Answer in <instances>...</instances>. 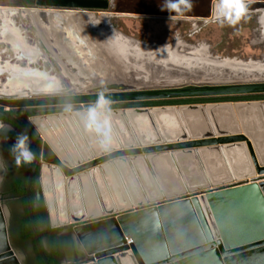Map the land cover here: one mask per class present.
Returning <instances> with one entry per match:
<instances>
[{
	"label": "water",
	"instance_id": "1",
	"mask_svg": "<svg viewBox=\"0 0 264 264\" xmlns=\"http://www.w3.org/2000/svg\"><path fill=\"white\" fill-rule=\"evenodd\" d=\"M28 4L11 9L36 28L58 63L56 74L70 88L48 94L0 92V122L26 130L37 153L25 198L44 264L49 262L34 200L44 208L50 228L72 226L78 258L92 264H264V99L111 108L113 144L107 139L103 147L84 129L77 113L85 109L22 121L1 109L94 103L101 89L111 102L256 95L264 94V77H215L219 69L212 65L210 76L167 82L158 73L150 82L141 76L145 62L162 59V46L177 39L145 43L124 34L111 23L114 0ZM257 12L264 13V1H250L248 14ZM156 17L187 20L194 29L213 21ZM102 20L153 50L143 53L113 41ZM23 259L12 245L9 210L0 196V264H24Z\"/></svg>",
	"mask_w": 264,
	"mask_h": 264
},
{
	"label": "rangeland",
	"instance_id": "2",
	"mask_svg": "<svg viewBox=\"0 0 264 264\" xmlns=\"http://www.w3.org/2000/svg\"><path fill=\"white\" fill-rule=\"evenodd\" d=\"M29 1L30 0H0V3L7 8H20L23 6H30L28 4ZM114 1V8L109 11L115 14L111 18V23L124 34L141 42L162 43L174 42L177 39V42L183 41L188 46L193 47L206 43L214 56H219L221 58L231 57L236 60L243 59L241 61L250 59L255 61L264 60V13L262 12L250 13L246 20H242L236 25L229 26L225 23L222 26L220 23L212 21L205 25L198 24L197 28L194 29L195 25L190 21H175L156 16L187 18L211 17L210 9L213 0H192V10L179 16L175 13H169L166 9L162 8L165 0ZM97 14H100V12ZM2 16H0V20H6V25L9 23L19 24L23 32L14 30L10 24L7 26L5 25V27L1 23L0 91L12 93L20 90H28V88L25 89L22 87H31L32 85L34 89L38 90L45 78H56L59 75L56 74L57 71H59L58 63L53 59L52 53L45 47L42 40L35 36V27L29 25L25 20H22V18L20 19V17L11 19L10 17ZM191 32L194 33V36H191ZM8 33H12L14 36L11 37ZM41 73L47 76L45 77ZM66 86L68 85L66 84ZM67 88H69V86ZM184 98L185 100L194 102L202 101L203 103H207L210 101L215 102V100H251L255 99L256 95L193 96L176 99L182 100ZM172 100L175 99L133 101V103L155 106L158 105V103H170ZM111 106L116 107L117 105L111 104ZM74 107L76 106L72 105V108ZM81 107L87 108L88 105L81 104ZM35 108H41L42 110L48 107ZM24 110L26 111L28 109L24 108ZM0 196L2 205H5L9 210V219L11 209L16 212L23 211L24 207L21 199L8 194V189L4 186V183H1ZM10 238L13 247L24 254L23 263L25 264L26 253L30 252V243L21 242L15 234L10 235Z\"/></svg>",
	"mask_w": 264,
	"mask_h": 264
},
{
	"label": "bare ground",
	"instance_id": "3",
	"mask_svg": "<svg viewBox=\"0 0 264 264\" xmlns=\"http://www.w3.org/2000/svg\"><path fill=\"white\" fill-rule=\"evenodd\" d=\"M4 8H7V7H4V5L0 3V9H1L0 16L4 15L6 17H10L11 19L19 17L17 9H11V8L4 9ZM24 16L27 17V14L24 13ZM1 23L5 26L6 20H0V28L2 26ZM102 23L103 25L107 26V28L109 29V32L113 36V39H112L113 41L118 40L119 43L120 42L126 43L129 46H132L136 51H140L143 53L148 52L146 50H148L149 48H151L149 51L153 50L152 48L154 47L152 46L146 47L131 39H127L121 36L117 31L114 32L111 26L109 25L108 20H102ZM9 24L12 26L14 30L23 32V29L19 24H16V23H9ZM8 34H10L11 37L14 36V34L12 33H8ZM162 47L163 49L166 48V52H164V50L161 49L164 52L162 53L163 54L161 57L162 59L154 60L152 61L150 65H147L145 62V65L143 66L145 70H144L143 75H141L143 79L148 80L150 82L157 81L156 76L158 75V73H163L164 75L161 77H163L162 79L167 80V82H175V81L184 80V79L185 80L186 79H198L199 77L202 76L201 74L203 73L206 76L212 75L211 73H209L212 65L215 67H218L215 69H219L215 77H223L226 79H230L233 77H236V78H239V77L249 78L250 77L252 79H259V77L260 78L264 77V63H262L261 61L256 63L254 61L246 62V61L236 60L235 58L234 59H229V58L220 59L219 57L214 56L213 52L209 49L206 43L193 47V46H188L183 41L182 42L175 41V43H172V44H164ZM200 60H203L204 62H207V63L206 64L202 63L200 62ZM60 66L61 68H64L65 64L64 63L60 64ZM7 69L9 70L8 67ZM246 69L251 70V72ZM42 75L45 77L47 76L46 74H42ZM62 77L63 76L59 74L56 78H45L42 82V85L39 86L38 90L34 89L33 85L31 87H22V88H25V89L28 88V90L36 94L67 92L69 91L70 88H67L68 86H66V84L63 82ZM108 140H109L108 141L109 144L112 145L113 142L112 140L110 141V135L108 137Z\"/></svg>",
	"mask_w": 264,
	"mask_h": 264
},
{
	"label": "flooded vegetation",
	"instance_id": "4",
	"mask_svg": "<svg viewBox=\"0 0 264 264\" xmlns=\"http://www.w3.org/2000/svg\"><path fill=\"white\" fill-rule=\"evenodd\" d=\"M115 4V1H114ZM98 13V12H97ZM194 33L191 32V36ZM264 94H256L255 99H264ZM175 100H172V102H175L177 104H163V105H180V104H191V103H203L202 101H190L182 99H176L181 98L180 96L173 97ZM171 98V99H173ZM164 100V99H163ZM149 101V100H146ZM162 101V100H160ZM219 100H215L217 102ZM211 102V101H210ZM206 103V102H204ZM90 103H87L86 105H89ZM111 104H116L117 106H111V108H127V107H138V106H147V105H141V103L134 104L133 102H111ZM160 103H158L159 105ZM155 105V106H158ZM76 107L72 108L75 110H82L86 109L84 107H81V105H75ZM154 106V105H149ZM65 106L60 107H48L41 110V108H27L28 110H24V108H17L14 106L10 107H1V109L8 111L10 114L15 116L19 120H24L30 115H37V114H43L45 113H54L58 111H64ZM4 123L6 125H9L12 128L11 132L5 133L1 132L0 134V155H1V161L6 164L7 166V173L4 176V179L2 183H4V186L9 189V187L13 184L14 180L20 175V169L15 166L13 158L9 155V146L13 143V140H15V135L18 132H21L19 128H17L15 125L10 123L8 120H4ZM33 163V162H32ZM32 166V164H31ZM17 198V197H16ZM20 199V198H19ZM35 207H34V217L36 221V225L38 228L39 237L41 240V243L44 247V250L49 254V256L53 259L54 257H57L58 264H92L91 261L88 259H79L78 258V247L76 242L74 241L72 237V226H62L60 227L57 235L55 236V242H53V239L50 235H42V231L50 228L49 226V220L45 214V210L43 207L39 206L35 200ZM42 211H44V216L42 215ZM25 216V210L21 212H16L15 210L11 209L10 219H9V231L10 235H16L18 239L21 242L24 243H30V252H27V256H25V264H39V257L37 255L36 247L34 244V238L32 240H24L21 237L20 234V227L23 221V218ZM52 229V228H51ZM39 254V253H38ZM40 256V255H39ZM43 261V260H42Z\"/></svg>",
	"mask_w": 264,
	"mask_h": 264
},
{
	"label": "clouds",
	"instance_id": "5",
	"mask_svg": "<svg viewBox=\"0 0 264 264\" xmlns=\"http://www.w3.org/2000/svg\"><path fill=\"white\" fill-rule=\"evenodd\" d=\"M250 0H213L210 16L213 21L220 23L222 26L227 23L229 26L236 25L242 20L248 18ZM192 0H165L163 9L169 13L182 15L192 10ZM172 18V16H171ZM106 89H101L94 103H90L84 112L77 113L81 115L84 129L88 132L95 133L103 147L111 132V99L105 94ZM72 105L67 104L64 111H71ZM29 123L34 122L29 119ZM9 125L0 122V132H11ZM35 133L33 134L34 138ZM9 155L13 158L17 168L30 165L37 156V153L31 146V139L28 132L21 131L16 133L14 142L9 146ZM7 173V166L0 161V182L3 181Z\"/></svg>",
	"mask_w": 264,
	"mask_h": 264
},
{
	"label": "trees",
	"instance_id": "6",
	"mask_svg": "<svg viewBox=\"0 0 264 264\" xmlns=\"http://www.w3.org/2000/svg\"><path fill=\"white\" fill-rule=\"evenodd\" d=\"M245 100H249V99H245ZM163 104H177V103H175V102L160 103L159 105H163ZM147 106H149V105H147ZM13 142H14V140H13ZM31 164L19 167L20 175L14 180L13 184L9 187L8 194L12 195L13 197H17V198L21 199L24 210H25V216L23 218V221H22V224L20 227V234L24 240H32L33 241V234H32V229L30 226L29 216L27 213V205H26V198H25L26 181H27L28 174L31 170ZM42 215L43 216L45 215L44 211H42ZM59 229L60 228H55V229L48 228V229L42 231V235H50L53 239V242H55L56 241L55 236L57 235ZM45 254H46V257L48 259L49 264H58L57 257H54L52 259L46 251H45ZM37 255L39 257V264H44L41 257L39 256L38 252H37Z\"/></svg>",
	"mask_w": 264,
	"mask_h": 264
},
{
	"label": "built area",
	"instance_id": "7",
	"mask_svg": "<svg viewBox=\"0 0 264 264\" xmlns=\"http://www.w3.org/2000/svg\"><path fill=\"white\" fill-rule=\"evenodd\" d=\"M127 242H128V244L131 243V239L129 237H127Z\"/></svg>",
	"mask_w": 264,
	"mask_h": 264
},
{
	"label": "crops",
	"instance_id": "8",
	"mask_svg": "<svg viewBox=\"0 0 264 264\" xmlns=\"http://www.w3.org/2000/svg\"><path fill=\"white\" fill-rule=\"evenodd\" d=\"M250 100V99H249ZM212 102V101H211Z\"/></svg>",
	"mask_w": 264,
	"mask_h": 264
}]
</instances>
